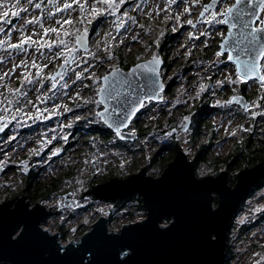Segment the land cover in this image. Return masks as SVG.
Masks as SVG:
<instances>
[{"label":"water","instance_id":"obj_1","mask_svg":"<svg viewBox=\"0 0 264 264\" xmlns=\"http://www.w3.org/2000/svg\"><path fill=\"white\" fill-rule=\"evenodd\" d=\"M250 1L244 0L237 7L254 9L255 15L245 16L235 28L228 17L229 30L219 46L222 53L228 51L233 57L230 61L236 64L242 78L260 80L264 41L250 45L244 36L251 29H264V22L255 27L261 0ZM244 22L250 23L249 29L241 27ZM260 35L264 37V31ZM237 41L242 43L237 46ZM155 56L158 61H153V56L128 70L114 69L103 78L98 94L103 108L98 114H104L99 115L101 120L121 140L138 138V132L128 127L141 111V102L144 105L146 101L166 98V83L161 74L165 60ZM231 100L244 109L250 103L242 94H235ZM133 106L135 114H130ZM191 122L188 118L183 130ZM163 131L180 139L176 126ZM262 178L264 159L238 171L234 185L229 184L226 170L199 176L193 161L179 145L175 157L158 176L148 174L144 166L125 177L114 176L84 190L94 199L112 202L138 194L146 209L145 217L111 230L107 211L78 238L67 242L61 239L60 230L53 232L44 225L49 214L47 205L39 200L32 203L25 194L17 195L0 202V264H222L231 222L253 185ZM73 203L75 200L70 205ZM165 218L169 221L164 222Z\"/></svg>","mask_w":264,"mask_h":264},{"label":"rangeland","instance_id":"obj_2","mask_svg":"<svg viewBox=\"0 0 264 264\" xmlns=\"http://www.w3.org/2000/svg\"><path fill=\"white\" fill-rule=\"evenodd\" d=\"M193 5V0H176L174 3L171 0H140L135 6V10L141 12L139 13L138 22L140 20L144 21L146 16H149L150 20L155 22L153 23V29L156 32L160 27L164 28L163 24L167 26V23H170L172 31L181 30L169 57L170 60L177 56V60L162 71L167 84L171 83L172 80H175L176 83L172 90L166 93L164 102L160 103V105L159 103L149 105L144 119L143 116L139 119L142 124L144 122L147 126H151V132L148 134H141L133 141L127 140L125 146L118 145L121 140L109 132L108 136H100V139L95 138L85 143L82 141L78 142V140H84V138L80 137L78 140L76 137L74 138L72 129L81 120L87 124L94 123L93 125L99 129L87 134L86 137H92L102 131L97 124L100 122L98 111L102 106L98 99V87H94L92 84L86 86L85 83L77 87L71 85L69 88H64V91H58L57 96L62 100L49 109L54 114L63 112L66 116L55 121L52 126V132L47 136L50 140H55L58 145H64L72 140L78 143L72 149H69L67 156H65L66 161L52 163L50 166H58L59 171L55 175L57 178L67 169L72 171L73 174L65 177L64 182L62 181L57 190L51 193L50 197L40 201L49 208V214L44 221V225L53 232L60 230L63 242L78 238L83 234L81 233V229L84 228L83 224H89L90 226V223L92 224L100 214H106L107 211H110L107 216L111 230L120 229L123 224L128 223L123 213L131 210L129 205L118 210L114 202L110 200L94 199L92 195L88 196L89 194L81 196L83 191L90 188L91 185L103 182V179H106L113 172L115 173L113 176L125 177L146 166L148 174L160 175L166 167V163L170 162L174 157L170 156L163 167L150 163L156 148L162 143L172 141L171 136L156 131V128L169 126L167 121L171 116L176 118V125L179 127L184 126L185 117H194L196 107L202 99L211 97V104L216 105L218 110L207 120L213 127L204 129V133L200 134V136L197 137L195 135L193 127L186 132L181 131L178 145L182 147L192 161L200 143L212 137L213 129L216 130L213 137L215 141L213 153L214 155L219 154L221 158H226L237 142L244 140L250 133H255L256 129L255 136L264 137V83L260 81L249 83L247 92L252 97L247 109L232 102V96L243 88L245 80L241 78L235 67L223 65L225 61L220 51V46H217L222 36V30L218 29V21L221 18L217 15L218 19L211 22L212 28L207 32L206 23L208 22H201L197 26L194 25L193 20L196 19L197 12L190 13L193 10ZM186 8L189 10L185 11ZM189 20L192 21L191 24L187 23ZM207 20L208 18H205L203 21ZM138 27V25H135L130 30V38L139 32ZM122 35L124 36V34ZM205 35L208 36L205 37ZM147 39L130 42L128 45L134 51L133 56L138 60L148 55L151 56L158 50L156 46H149L148 50L145 49L136 53V49L141 48L140 43H145ZM155 42L158 41L155 40ZM204 48L210 55L196 59L197 53ZM183 68L184 71L182 72ZM185 68H187L186 71ZM202 85L204 86L203 90H201ZM198 93L199 95H197ZM230 101L231 103H229ZM159 120L162 121V126H158ZM131 129L132 131H137L134 126ZM43 135L45 134H38L36 137L38 150L47 143ZM27 140L28 137H25L17 142L20 144L19 141L25 142ZM19 146L21 148V145ZM32 148L35 149L34 146ZM134 149L135 151H132ZM22 153L17 148L5 151L3 154L5 156V162L3 161L5 166L18 164ZM26 154L31 153L28 151ZM33 155L34 153L31 156ZM60 164L64 166L61 167L59 166ZM47 165L48 163L44 164L42 170ZM216 169L217 171H222L225 168L219 164ZM23 173L24 168L21 169L20 173L12 171L8 175L0 176V202L13 199L21 191L20 184ZM197 173L199 176L207 174L217 175L210 168L208 162L200 163ZM40 181L42 184H47L51 180L42 178ZM68 190L73 191L74 196L79 198V200L75 205H63L60 207V201L64 200L63 193ZM263 197L264 190L256 191L249 201L239 209L234 219L237 227L243 222L254 219L255 210L264 207ZM145 215L146 209L139 210L136 220L142 219ZM254 232H256V229L251 230L249 235H253ZM230 233L233 239H229L233 244L235 241L237 242V233L233 230ZM258 236L260 235H256V238ZM257 245L252 243L243 244L242 241L238 240L234 246L236 252L234 259L238 260L244 255L246 260L256 257L260 262H264V247L262 244Z\"/></svg>","mask_w":264,"mask_h":264},{"label":"flooded vegetation","instance_id":"obj_3","mask_svg":"<svg viewBox=\"0 0 264 264\" xmlns=\"http://www.w3.org/2000/svg\"><path fill=\"white\" fill-rule=\"evenodd\" d=\"M139 1L124 0V3H121L120 0H115V5L110 7L103 0H31V3H29V0H20L19 4L13 7L12 5L16 4V0H0V14L4 12L8 13L6 17L0 18V27L4 29V31L0 32V41L3 42L0 44V125H7L3 131H0V176L8 175L12 171L20 173L21 169L24 168L20 184L21 189H23L28 183V177L38 175L37 178L40 180V168L42 165L48 163L47 166H50L52 163L66 161L65 156H67L69 149H72L76 143L84 141L78 140V142H74L75 140H72L64 145H58L55 140L48 138L47 135L52 132V126L55 121L63 119L66 116L63 112L54 114L49 109L54 104L61 102L60 100L62 99L57 96L58 91H64V88H69L71 85L77 87L86 83V86L92 84L94 87H98L99 92L103 85L104 76L114 69L121 68L128 70L134 64L155 55L162 56L165 60V64L161 70L163 76L162 71L168 68L170 64L169 57L164 52L165 29L160 27L157 32H151L149 28V16H146L144 21L140 20L138 22L139 13L141 12L135 10V6ZM211 1L193 0V10L190 13L197 12L196 19L193 20L195 26L201 22H208L206 23V27H208L207 32L212 28L211 22L218 19L216 17L218 15L221 18L218 21V29L222 30V36L220 37V40H222L229 30V23L224 22L228 17H225L223 13L236 0H216L215 3ZM252 2L253 0L250 1V3ZM37 4L40 5L39 8L36 7ZM65 4H71V8L65 9ZM97 10H100V14L94 15ZM16 11H19V16L12 15ZM190 16L192 17V15ZM205 18H208V20L203 21ZM5 21L8 22L6 23ZM28 21H31V23ZM66 21L70 22L66 23ZM263 22L264 10H262L260 5L255 27L262 26ZM117 25L122 26L117 27ZM135 25L139 26V32L133 36L135 37L133 39V37L130 38L129 34H131L130 30ZM183 26L185 27V25ZM51 29H56V31H51ZM85 29H87L86 32ZM170 31L171 33H181L180 29L177 31L170 29ZM207 36L205 35V37ZM28 37L31 39H27ZM145 38L148 39L145 43H140L141 48L136 49V53L141 50H148L149 46H156L158 50L151 56L148 55L135 61L133 59L134 51L128 45L130 42L144 41ZM61 40L64 41L63 44L60 43ZM155 40L158 42H155ZM118 41L120 42L118 43ZM10 45H19V47L13 48ZM209 55L204 48L197 53L195 58L197 59L201 56L208 57ZM222 56L225 61L224 66H233L237 70L236 64L227 58L229 56L228 51L222 53ZM70 58L72 60L59 72L61 66ZM261 72L262 78L260 80L243 79L249 81V83L252 81L264 83V57L261 61ZM70 79L72 80L69 83ZM164 94L166 97V89ZM236 94L245 95L249 101L252 97L249 92H244V88H241ZM164 101H146L141 111L131 121L128 130L132 131L131 128L134 126L137 129L138 137L141 134L151 132V126H147L144 122L142 124L139 119L142 116L144 119L149 105L158 103L160 105ZM236 105L240 106L239 104ZM102 108L103 106H101L99 111ZM188 118H191L192 122L186 130H183V125L181 127L178 125L167 127H178L180 138L181 131L186 132L191 127L194 128V133H196L195 123H193L194 117L188 116ZM80 122L79 133L81 138L88 139L86 137L87 134L99 130L92 128L95 127L94 123L87 124L82 120ZM97 124L102 131H109L113 136L118 137L117 133L109 129L101 118ZM162 125V121L159 120L158 126ZM167 127H157L156 131L166 134L163 130ZM73 129L72 133L74 134L75 130ZM258 131L260 132V130ZM256 132L257 129L255 134ZM38 134H45L43 136L45 142H47L40 150L37 149L36 137ZM168 136H171V142L179 143L180 139L176 140L175 135ZM25 137H28L27 141H19L20 144L17 142ZM19 145H21L23 150ZM33 146L35 149L32 148ZM13 148H17L23 152L20 161L18 164L5 166V156L3 154L5 151ZM28 151L31 154H26ZM33 153L34 155L31 156ZM71 174H73L72 171L67 169L59 178H56L64 182L65 177ZM259 190H264V178L253 185L248 197L239 209ZM86 191L81 196L87 195ZM68 193L70 195L66 197ZM88 196L91 195L89 194ZM63 197L64 200H61L59 203L60 207L63 205L69 206L73 200H75V203L72 205H75L79 200L71 190L64 192ZM217 201L216 195L215 206ZM254 215L253 220L243 222L238 227L234 221V216L228 230L225 258L222 264H257V262L264 264L263 261L260 262L256 257L246 260L243 255L238 260L234 259L236 254L234 246L238 240L242 241L243 244H262L264 247V207L259 209V211L255 210ZM253 229H256V232L253 235H249ZM232 230L237 233V242L235 241L233 244L231 242L233 237L230 233ZM256 235L262 237L258 236L256 238Z\"/></svg>","mask_w":264,"mask_h":264},{"label":"trees","instance_id":"obj_4","mask_svg":"<svg viewBox=\"0 0 264 264\" xmlns=\"http://www.w3.org/2000/svg\"><path fill=\"white\" fill-rule=\"evenodd\" d=\"M153 22L150 20L149 28L150 31H155L153 29ZM165 29V43H164V52L167 57H170L171 55V49L174 46L175 40L179 35V32L177 33H171L169 30L170 23H167V26H163ZM152 41V39H150ZM150 41V43H152ZM166 57V58H167ZM134 60H137L135 56H133ZM177 60V56L174 58L170 59V64L169 67L171 66L172 63H174ZM187 68H185V71ZM184 71V68L182 69V72ZM175 80H172V82L167 84L166 87V93H169L174 84ZM249 87V81H245L243 84L244 92H247V89ZM218 108L216 105L211 104V97H206L199 102V104L196 107V112L193 115L194 116V122L195 123V129L196 133L195 135L198 137L200 134L204 133V129H209L210 127H213L210 122H207L208 118H210L213 114L217 112ZM170 117V116H169ZM176 118L172 117L168 119L167 123L169 126L176 125L175 123ZM79 122L73 130H75V135L74 138L78 140L81 135L79 133ZM94 129H97L96 127H92ZM213 129V128H212ZM215 129H213V132L211 133V136L209 140L207 141H202L200 145L198 146V150L196 154L193 157V163L196 169V172L199 170V165L202 162H208L210 165V168L218 174L220 171H217V167L219 164L224 166V170L227 171L228 173V180L229 184L234 185L236 182V174L238 171L241 169L247 167V166H252L259 161L264 159V137H256L255 133L252 132L250 133L244 140L241 142H237V144L234 146L232 152L226 157V158H221L219 154L214 155L213 153V146L215 144V141L213 140ZM108 132L104 130L99 131L97 135H94L92 137H88V139H84L82 142H90L92 140L100 139V136H108ZM215 139V138H214ZM260 141V143H259ZM127 141H119L118 145L125 146ZM178 149V144L173 143V142H167V143H162L160 146H158L155 150L154 155L152 156L151 159V164L152 165H159L160 167H163L167 160L169 159L170 156L175 157ZM132 151H135L132 150ZM168 164V163H166ZM44 166L42 165L40 170H42ZM113 174H115L113 172ZM113 174L109 175L106 179H103V181L108 180L112 178ZM198 174V173H197ZM38 175H34L31 177H28V183L25 188L21 189V191L17 195H22L25 194L26 197L32 202L35 203L36 201L44 200L50 197L51 193L53 191H56L59 185L62 183V180H58L57 178H53L49 183L47 184H42V182L37 178ZM114 177V176H113ZM114 205L117 206V209L120 210L126 205H129L131 210L125 211L123 214L126 216L127 221H135L136 220V215L139 212V210H144L145 207L143 206V202L138 194L135 195H130L120 201L114 202ZM54 213V211H52ZM114 219V217H113ZM169 218H165V222H168ZM110 223V222H109ZM91 224V223H90ZM83 227L81 229V233H83L87 228L89 227V224H83ZM86 227V228H85ZM65 237H67L65 235ZM3 264H8V263H3Z\"/></svg>","mask_w":264,"mask_h":264},{"label":"snow or ice","instance_id":"obj_5","mask_svg":"<svg viewBox=\"0 0 264 264\" xmlns=\"http://www.w3.org/2000/svg\"><path fill=\"white\" fill-rule=\"evenodd\" d=\"M20 0H16V4H13L12 6L13 7H16L18 4H19ZM104 3L106 4H109V6H114L115 5V0H103ZM121 3H124V0H120ZM171 2H176V0H171ZM29 3H31V0H29ZM242 3H244V0H236V3L233 4L231 7L227 8L225 10V12L223 13L225 17H230L231 20H232V27H237V23L240 22V21H243L244 20V17L247 16L249 18H251L252 16L255 15V10L252 9V10H248L246 11L244 8H238L237 6L238 5H241ZM37 8L40 7L39 4L36 5ZM64 8L65 9H69L71 8V4H65L64 5ZM261 8L262 10H264V0H261ZM189 9H185V11H188ZM207 10V9H206ZM234 10H235V13H234ZM24 11H26V9H24ZM100 14V10H97L94 15H98ZM8 15L7 12H4L2 14H0V18L2 17H6ZM12 15L14 16H19L20 13L19 11H16V12H13ZM201 15H203V13H201ZM6 23L8 21H5ZM29 23H31V21H28ZM70 21H66V23H69ZM225 23L229 22L227 19L224 21ZM187 23L191 24L192 21L189 20L187 21ZM122 25H117V27H120ZM241 27L244 28V29H249L250 28V23L248 22H244L241 24ZM4 31L3 27H0V32ZM51 31H56V29H51ZM87 31V29H85V32ZM264 31V29H251L250 31L247 32V35L244 36V39L248 41V44H254V43H257V42H261V41H264V37H262L260 35V32ZM110 35V33H109ZM162 35V33H161ZM243 35V33H242ZM27 39H31L30 37H28ZM133 39H135V37H133ZM3 42L0 41V44H2ZM61 44L64 43V41H60ZM242 43V41H237V46H239V44ZM10 47H13V48H18L19 45H10ZM107 51V49H106ZM261 52L262 54H264V43L261 44ZM219 55V54H218ZM229 60H232L233 57L232 56H228L227 57ZM237 61L239 62V57L236 58ZM153 61H158V57L154 56L153 57ZM253 70H254V65H253ZM152 71H156L155 69H152ZM105 79H107V77H105ZM230 79V78H228ZM235 82V81H233ZM222 83V82H221ZM203 85L201 86V90H203ZM199 95V93L197 94ZM151 97H149L150 99ZM237 99L236 97H233V100ZM231 103V101L229 102ZM143 103L141 102L140 103V107H143ZM247 107V106H246ZM107 111V110H105ZM135 111H136V108L135 106H133L132 108V112L130 114H135ZM98 115H101L103 116L104 114L103 113H100ZM255 115V113H254ZM185 120H188V117H185ZM7 125H0V131H3L4 128L6 127ZM117 132H119V126H117ZM233 135H235V133H233ZM256 211H259V209H256ZM257 264H259V262H257Z\"/></svg>","mask_w":264,"mask_h":264},{"label":"built area","instance_id":"obj_6","mask_svg":"<svg viewBox=\"0 0 264 264\" xmlns=\"http://www.w3.org/2000/svg\"><path fill=\"white\" fill-rule=\"evenodd\" d=\"M58 166L56 165H52L50 167H46L42 170L41 172V176L40 179H46V180H52L53 178H55L56 173L59 171L58 170Z\"/></svg>","mask_w":264,"mask_h":264}]
</instances>
